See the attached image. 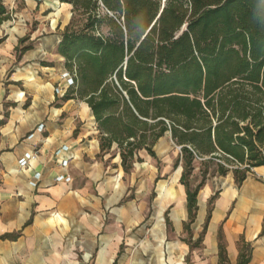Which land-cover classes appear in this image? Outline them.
Returning a JSON list of instances; mask_svg holds the SVG:
<instances>
[{"label": "crops", "instance_id": "0c3cea01", "mask_svg": "<svg viewBox=\"0 0 264 264\" xmlns=\"http://www.w3.org/2000/svg\"><path fill=\"white\" fill-rule=\"evenodd\" d=\"M2 4L8 18L0 21V264H218L219 231L225 264H238L241 245L249 247L246 264H264V165L253 167L240 184L231 173L223 175L212 194L204 184L188 226L179 181L182 210L175 207L173 217L187 240H169L167 229L175 232L176 226L167 214L164 236L154 234L155 220L143 230L161 194L159 181L165 173L169 177L171 166L162 160L159 172L156 143V158L147 154L157 165L151 163L142 174L133 162L125 171L115 144L101 151L88 104L64 97L66 70L57 47L71 5L59 0ZM164 136L172 142L168 132L158 141ZM62 145L69 146L63 154L69 158L70 182L54 180L62 171L57 153ZM32 153L28 166L19 167L18 159ZM174 161L172 168L181 172ZM36 172L40 176L33 185ZM144 184L147 200L138 195ZM194 225L201 230L192 242ZM177 250L184 262L177 261Z\"/></svg>", "mask_w": 264, "mask_h": 264}, {"label": "trees", "instance_id": "16d2710c", "mask_svg": "<svg viewBox=\"0 0 264 264\" xmlns=\"http://www.w3.org/2000/svg\"><path fill=\"white\" fill-rule=\"evenodd\" d=\"M59 1L71 5L57 47L73 77L64 97L88 104L101 151L115 144L125 171L140 149L156 158L154 144L170 134L187 226L210 164L237 184L264 165V0ZM196 163L202 179L193 186ZM238 257L247 263V245Z\"/></svg>", "mask_w": 264, "mask_h": 264}, {"label": "rangeland", "instance_id": "374dc122", "mask_svg": "<svg viewBox=\"0 0 264 264\" xmlns=\"http://www.w3.org/2000/svg\"><path fill=\"white\" fill-rule=\"evenodd\" d=\"M158 141V140H157ZM157 143V144H156ZM156 148L158 154H159V172L163 171V164L162 160H165L166 163L171 166L168 171L169 177L167 178V174L165 173L164 180L159 181V190H161V194L157 198L155 202L154 209L150 210L148 215L145 217V221L143 222L142 229H146L151 220H155L158 224V228H155L154 234L160 235V237L165 235L164 232V215L167 214L171 220L174 222L176 226V231L172 232L167 229V236L169 240L173 239L175 243H178V240H187L190 238V236L187 234L185 230H180L176 222L174 220L173 214H174V208L178 207L179 211L181 212L182 208L181 205H178L179 202L182 200V192H183V186L179 183V174L180 170L173 169V161L176 159L178 148L172 144L170 140L167 139V137H162L158 142H156ZM116 146V145H115ZM152 164H156V161L151 159L150 156L147 154V152L143 149L138 150L135 158H134V171H137L138 173L145 174L148 170L152 169ZM200 165L196 163L195 168L193 169L190 179L191 184L194 186L196 185L201 179L202 174L199 170ZM215 168L214 164H210L209 171L210 173L205 176V185L202 187L207 189L210 194H212L214 191H216L218 188H220L222 181L225 179L226 176H220L217 175L215 172H213V169ZM205 192V191H204ZM133 192L130 193L132 195ZM138 195L141 199L147 200V186H145L143 189H140L138 191ZM201 230V225L195 226L192 228V233L194 234V238L192 239V242H195L197 238V234ZM148 234V233H143ZM178 239V240H177ZM173 244V242H170ZM176 259L177 261H183L180 258V255L178 254V250L176 252ZM184 262V261H183Z\"/></svg>", "mask_w": 264, "mask_h": 264}, {"label": "built area", "instance_id": "2783aa9c", "mask_svg": "<svg viewBox=\"0 0 264 264\" xmlns=\"http://www.w3.org/2000/svg\"><path fill=\"white\" fill-rule=\"evenodd\" d=\"M62 78H64L65 80V85L66 87H69L70 85L73 84V77L72 75L67 72L64 71L62 74ZM57 92H60L61 89L60 88H56ZM40 128L42 127V125L40 124L39 126ZM69 146L68 145H62L60 147V149L57 151V153H59V157H58V164L61 168V172H59L58 174H56V176L54 177V180L57 182L63 181V182H70L71 181V176L65 171L66 168L68 167V163H69V158L68 156H66L65 153L68 150ZM34 157V153L32 154H25L24 156H21L18 159V165L21 168H24L26 166H28L30 158ZM40 174L38 172H36L33 175V178L31 180V184H36L38 178H39Z\"/></svg>", "mask_w": 264, "mask_h": 264}]
</instances>
